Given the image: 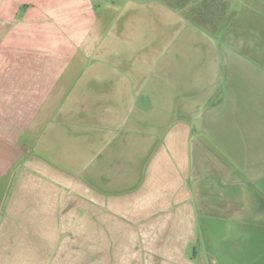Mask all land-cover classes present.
<instances>
[{
	"label": "crops",
	"instance_id": "1",
	"mask_svg": "<svg viewBox=\"0 0 264 264\" xmlns=\"http://www.w3.org/2000/svg\"><path fill=\"white\" fill-rule=\"evenodd\" d=\"M23 1L0 6V264H221L226 229L249 231L239 260L264 247L243 0Z\"/></svg>",
	"mask_w": 264,
	"mask_h": 264
},
{
	"label": "rangeland",
	"instance_id": "2",
	"mask_svg": "<svg viewBox=\"0 0 264 264\" xmlns=\"http://www.w3.org/2000/svg\"><path fill=\"white\" fill-rule=\"evenodd\" d=\"M26 1V0H25ZM50 0H42L43 6H46L49 3ZM27 2H33V0H27ZM4 3H10L12 7H14V11L18 14L17 19H25L27 18V12L22 9V11H18L20 8V5L24 4V1L22 3V0H0V6L3 7ZM52 3V2H51ZM261 4V5H260ZM17 6V7H15ZM242 9H245L248 12V15L251 16L253 21H248V23H243L241 32L245 31L244 26H248V30L251 27L252 37L250 39V45H252V52L249 55L251 58V62L254 65L255 68V74L257 79H259L261 82L264 81V0H243ZM244 10V13H245ZM247 17V16H246ZM243 22V20L241 21ZM240 22V24H241ZM253 25V27H252ZM247 33V32H246ZM246 46V44L241 45ZM246 55H241L242 61H246L245 57ZM256 86L253 87V90L256 94ZM245 89V87H244ZM263 92L264 97V83L260 87H258V92L260 93L261 90ZM261 94V93H260ZM260 99V98H258ZM255 105L256 112H261L264 109V98L256 101L253 103ZM257 121H260V118L256 119ZM222 233L220 241H224L223 244L219 247L220 249H225L224 252H221L222 255H220V262L221 264H264V253H262L260 250H263L264 247L260 245L258 242L255 246V253L253 254H246L248 260H239L241 258H237L234 256V252L237 249V246L235 244L234 235L237 233H249L247 230H234L226 229L225 231H220ZM263 232V230H257V236L260 235ZM252 234V233H250ZM249 235V234H247ZM236 240L240 241V238H237ZM247 243V242H246ZM199 255H203L202 252H204V257L209 258L210 253L207 251V249L204 246L198 247ZM215 255V254H214Z\"/></svg>",
	"mask_w": 264,
	"mask_h": 264
}]
</instances>
